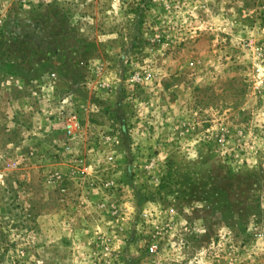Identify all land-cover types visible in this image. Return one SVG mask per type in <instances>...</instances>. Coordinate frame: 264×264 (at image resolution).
<instances>
[{
    "label": "rangeland",
    "instance_id": "rangeland-1",
    "mask_svg": "<svg viewBox=\"0 0 264 264\" xmlns=\"http://www.w3.org/2000/svg\"><path fill=\"white\" fill-rule=\"evenodd\" d=\"M0 264H264V0H0Z\"/></svg>",
    "mask_w": 264,
    "mask_h": 264
}]
</instances>
